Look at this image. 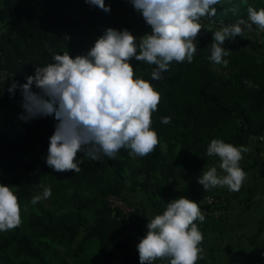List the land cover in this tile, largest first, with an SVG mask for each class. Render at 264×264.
Instances as JSON below:
<instances>
[{
  "label": "trees",
  "instance_id": "1",
  "mask_svg": "<svg viewBox=\"0 0 264 264\" xmlns=\"http://www.w3.org/2000/svg\"><path fill=\"white\" fill-rule=\"evenodd\" d=\"M105 4L109 12L85 0H0L4 25L0 69L7 68L23 84L36 67L53 63L55 54H86L108 27L134 34L137 27L147 25L130 0H105ZM249 6L259 10L264 0H221L210 19L215 26L201 30L194 41L197 51L192 62H171L160 80L151 78L154 65L135 58L129 61L136 75L161 95L151 117L159 143L147 156L133 158L130 150L121 149L114 159L101 155L96 161L79 152V172H57L46 163L49 137L58 123L54 115L22 120L16 130L0 128V184L10 185L18 196L22 221L4 231L7 234L0 232V264H110L116 251L123 253V264H140L137 244L126 230L143 233L146 204L154 218L172 200L188 198L180 181L193 179L211 158L220 160L207 155L212 139L246 146L250 135L264 130V32L261 41L255 34L253 39L244 34L226 40L227 66L209 59L212 42L208 40L213 33L239 19L247 21ZM232 7L237 8L235 13ZM255 28L253 24L251 32ZM32 90L39 92L34 84ZM21 101L19 89L10 95L0 86V107L17 105L19 109ZM163 117L171 122L163 124ZM252 165L253 158L248 167ZM42 186L51 187V197L32 205ZM243 186L232 191L231 197L216 194L211 203L198 205L205 220L196 224L204 236L200 247L206 252L196 264H229V255L245 252L239 264H264V238H259L264 216L250 227L245 217L240 219L242 210L232 221L226 214L233 201L241 202L244 192L250 193L247 208L253 206L250 187ZM138 190L144 191L146 202H127L125 191ZM112 196L124 199L131 210L112 206ZM212 236L219 238L217 245ZM252 247L257 250L248 251Z\"/></svg>",
  "mask_w": 264,
  "mask_h": 264
},
{
  "label": "clouds",
  "instance_id": "2",
  "mask_svg": "<svg viewBox=\"0 0 264 264\" xmlns=\"http://www.w3.org/2000/svg\"><path fill=\"white\" fill-rule=\"evenodd\" d=\"M85 2L104 12L110 11L105 0ZM130 3L151 27L150 33L137 38L127 29L108 27L86 54L75 57L67 51L55 54L53 63L36 67L34 75L27 76L23 84L14 80L7 68L0 69L3 91L13 95L20 90L21 120L49 115L57 119L46 158L47 165L57 172H79L78 164L82 162L77 161L79 152L99 161L101 155L114 159L121 149L130 150L133 158L154 151L159 138L151 127V117L161 95L149 81L136 75L129 61L135 58L154 65L153 80H160L161 73L168 71L173 61L191 63L197 51L194 41L201 30L215 26L210 19L216 15L214 6L221 0H130ZM230 10L235 13L237 8ZM247 12V21L239 19L213 33V39L208 40L212 42L210 61L227 66L224 57L230 55V50L223 47L225 41L242 37L245 32L251 34L246 38L253 39L255 34L257 41L262 40L264 8L257 10L249 6ZM253 24L255 33L251 32ZM3 26L0 21V29ZM33 84L39 92L32 90ZM249 86L253 85L249 82ZM161 122L168 124L171 118L163 117ZM249 151L243 145L212 139L207 155L219 157L223 174L218 173L217 167H209L198 177V183L205 191L225 186L230 191H239L246 179L240 161ZM42 187V193L31 199L32 205L51 197V187ZM112 197L129 206L121 197ZM112 206L125 211L120 204ZM20 213L21 205L13 188L0 184V232L7 234L8 230L18 227L22 222ZM197 220H205L197 202L184 196L169 202L162 214L148 221L147 232L136 246L140 264L165 259L169 264H196L202 258L200 245L204 239L195 223Z\"/></svg>",
  "mask_w": 264,
  "mask_h": 264
},
{
  "label": "rangeland",
  "instance_id": "3",
  "mask_svg": "<svg viewBox=\"0 0 264 264\" xmlns=\"http://www.w3.org/2000/svg\"><path fill=\"white\" fill-rule=\"evenodd\" d=\"M151 32V27L147 24L146 26H139L137 27V29L135 30V33L133 34L135 37L139 38L141 36H143L145 33H150ZM245 37H251V34H248L247 32L244 33ZM138 42V40H137ZM23 109L21 107H19V109H17V105L13 106V107H0V128H2L5 131L8 130H16L17 128H19L22 125V120L19 118V112H22ZM247 159V155L246 153H244V158L240 161V167H242L243 162H245ZM219 163L220 160H218L217 158H211L209 160V162L207 163V165L205 166V170H207L209 167H217L218 173L219 174H223L222 171L219 169ZM203 172V171H202ZM201 173H197L196 175H194L193 179H189V178H183L180 181V187L183 190V192L188 196V199L197 202V204L199 205L200 203L203 202V197L206 195H216V194H220L222 196L227 195L228 197L232 196V191H230L227 186L225 187H216V188H211L207 191L204 190L203 186L198 183V177L202 174ZM247 174V173H246ZM247 178V175H246ZM246 180V179H245ZM250 193H246L244 192L241 199V202H237V201H233V204L231 207H229L226 211V214L228 217H230V219L235 215V213H239L240 210H244V212L246 211L248 204H246V197L249 196ZM125 199L127 200V202L129 203H135V202H146L145 201V193L144 191H137L135 193L129 192V191H125ZM242 200H244V202H242ZM240 201V200H239ZM239 203V204H238ZM250 203V202H249ZM126 203L123 202L122 206L123 208L127 211L130 210V206L125 205ZM146 208H147V216H146V222L148 223V221H150L151 218V209L150 206L148 204H146ZM229 210V211H228ZM251 210V208L249 209ZM214 213L216 214V211H214ZM218 214V213H217ZM244 217L246 219V223L250 226L253 227L255 220L248 219V217L251 214V211L248 213H244ZM238 218V217H237ZM196 223V221H195ZM147 224L143 225V228L141 229L143 231L139 232L137 229H133V230H128L129 236L132 240L133 243L138 244L139 240L141 239V237H143L146 232H147ZM244 229V228H243ZM252 228H250L248 231H250ZM144 234V235H143ZM213 237V244L217 245V243L219 242V238H215ZM260 239L264 238V228L262 229V232L259 236ZM203 252L201 253L202 258L197 260L196 263L201 262L204 259V253L206 252L205 247L202 248ZM257 248L256 247H252L250 248L248 251H256ZM205 251V252H204ZM246 258V252L243 253L242 255L239 256H235V255H229V264H239V262L242 259ZM168 260V259H167ZM207 260V259H205ZM161 262H163V260H157L154 261L153 264H161ZM166 264H169V262H167Z\"/></svg>",
  "mask_w": 264,
  "mask_h": 264
},
{
  "label": "crops",
  "instance_id": "4",
  "mask_svg": "<svg viewBox=\"0 0 264 264\" xmlns=\"http://www.w3.org/2000/svg\"><path fill=\"white\" fill-rule=\"evenodd\" d=\"M245 147H248L250 151L246 153L247 159L243 162L241 167L245 173H247V178L243 182V188L247 189L248 186L250 187L252 194L249 204L253 206H250L251 210H249L250 208L246 209L245 212L243 210V214L251 211L248 219L252 218L256 222L259 218L264 216V130L259 139L258 135H250ZM252 158L253 165L252 167H248L252 164ZM243 214L240 217L241 221L244 218ZM234 216L231 219L229 217L230 221H232Z\"/></svg>",
  "mask_w": 264,
  "mask_h": 264
},
{
  "label": "built area",
  "instance_id": "5",
  "mask_svg": "<svg viewBox=\"0 0 264 264\" xmlns=\"http://www.w3.org/2000/svg\"><path fill=\"white\" fill-rule=\"evenodd\" d=\"M258 138H261V136H258ZM110 201H111V204L112 205H117V204H120V206L122 205L121 204V201L116 200L113 197H110ZM204 201L206 203H211L212 201H214V198L211 195H206V196H204ZM121 256H122V253L117 252L116 253V257L111 260L110 264H123V261H122V257Z\"/></svg>",
  "mask_w": 264,
  "mask_h": 264
}]
</instances>
